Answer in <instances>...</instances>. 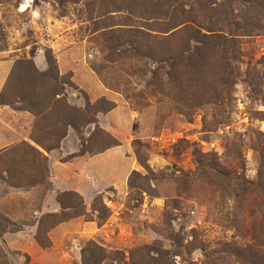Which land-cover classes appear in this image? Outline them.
<instances>
[{"label":"rangeland","instance_id":"1","mask_svg":"<svg viewBox=\"0 0 264 264\" xmlns=\"http://www.w3.org/2000/svg\"><path fill=\"white\" fill-rule=\"evenodd\" d=\"M18 61L112 108L47 152L0 105V264H264V0H0Z\"/></svg>","mask_w":264,"mask_h":264},{"label":"trees","instance_id":"2","mask_svg":"<svg viewBox=\"0 0 264 264\" xmlns=\"http://www.w3.org/2000/svg\"><path fill=\"white\" fill-rule=\"evenodd\" d=\"M48 59L50 62L49 56ZM33 78H35L34 82L31 81ZM68 84L69 81L65 82L63 87H60L58 73L52 62L47 72L39 74L34 72L30 62L18 61L14 64L9 79L0 93V105L13 106L15 103L20 102L22 109L32 114L36 119L31 132V140L44 148L45 151L50 152L58 149L61 140L66 136L67 128L71 127L78 132L81 125L95 124L94 115L96 113L107 112L112 108V105H106L105 102H98L94 105L88 104L83 111L69 107L66 104L63 89ZM25 147L26 145L22 146L24 152H29L33 156L37 154L41 158L42 155L34 148ZM80 153L78 152V155ZM73 157L70 156L68 159ZM37 160L36 162L35 159L36 167H44L40 160ZM66 197L71 199L74 194L63 193L56 199L61 208V213L59 216L53 217L55 219L54 224L84 216L83 211H80L82 203L79 202L77 206H74L65 200ZM103 216L104 213L101 212L99 218L103 219ZM37 242L43 248H47L44 230L43 232L40 229L38 230ZM84 263H86L85 257Z\"/></svg>","mask_w":264,"mask_h":264}]
</instances>
